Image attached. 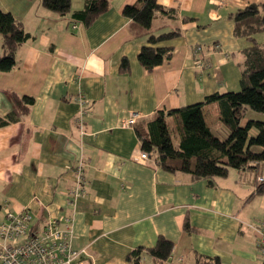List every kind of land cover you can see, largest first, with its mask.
Returning a JSON list of instances; mask_svg holds the SVG:
<instances>
[{"label": "crops", "instance_id": "obj_1", "mask_svg": "<svg viewBox=\"0 0 264 264\" xmlns=\"http://www.w3.org/2000/svg\"><path fill=\"white\" fill-rule=\"evenodd\" d=\"M87 1L70 0L71 10H82ZM137 1L108 0V10L85 26L69 13L45 9L41 0H0V9L30 35L18 47L13 69L0 72V120L7 122L0 125V223L24 209L35 226L68 218L72 247L88 254L83 264H131L128 255L138 248L141 264H152L146 251L159 238L173 243L162 264H195L198 256L264 264L251 227L264 221V193L256 191L264 166L228 169L208 182L169 172L150 155L134 160L142 151L135 128L157 112L239 91L249 42L234 35L233 15L263 0H158L175 10L169 28L180 35L161 43L173 54L152 71L137 59L146 38L136 36L122 15ZM254 38L264 43V31ZM122 59L126 72L119 69ZM14 95L33 98L25 113L15 112ZM202 113L223 140L229 131L218 106L207 104ZM130 114L137 116L133 125L126 124ZM248 119L262 116L248 110L242 125ZM81 163L85 194L71 199Z\"/></svg>", "mask_w": 264, "mask_h": 264}, {"label": "trees", "instance_id": "obj_2", "mask_svg": "<svg viewBox=\"0 0 264 264\" xmlns=\"http://www.w3.org/2000/svg\"><path fill=\"white\" fill-rule=\"evenodd\" d=\"M41 5L59 16L68 13L85 26L108 10V0H90L82 10L72 11L70 0H41ZM122 15L129 19L133 33L146 38L137 55L139 64L146 71L168 61L172 54L171 46H163L180 34L171 27L176 12L159 5L158 0H138L133 5H125ZM170 20V21H169ZM234 35L245 38L249 46L242 50L244 60L239 80V91L215 93L207 96L203 102L180 109L160 111L147 120L139 129L135 128L141 149L153 157V160L169 172L189 174L194 180H207L224 177L228 169H256L264 166V43L255 40L254 35L264 31V0L258 5H248L238 9L233 15ZM0 37L2 55L0 56V72H9L15 66V53L18 47L30 38L19 22L10 13L0 9ZM121 72L128 70V61L122 59ZM29 96L14 95L15 112L23 114L33 104ZM215 103L218 106L220 121L227 128L228 135L223 139L214 136L207 127L202 109L205 105ZM248 110L262 116L260 120L248 119L242 125ZM9 120L13 121L10 114ZM171 118L174 125V142L171 128L166 120ZM7 122L0 120V125ZM255 129L256 135L249 136ZM173 132V131H172ZM173 132V133H174ZM256 176V191L264 193V169ZM189 232L190 225L184 224ZM173 243L159 238L155 246L147 249L152 264H162L170 256ZM142 248L128 255L131 264H141ZM264 263V259L262 258ZM195 264H220L218 258H202L198 256Z\"/></svg>", "mask_w": 264, "mask_h": 264}, {"label": "built area", "instance_id": "obj_3", "mask_svg": "<svg viewBox=\"0 0 264 264\" xmlns=\"http://www.w3.org/2000/svg\"><path fill=\"white\" fill-rule=\"evenodd\" d=\"M201 65V64H198ZM83 104V99L79 98ZM136 114H130L126 122L133 125ZM150 156L141 151L138 160L147 161ZM76 188L69 192V198L74 199L85 194L83 185V164L75 169ZM264 174L258 177L261 181ZM257 233L256 247L264 259V221L257 226H251ZM88 256L85 249L75 250L72 247V231L68 218L59 222L49 219L35 226L32 214L24 209L18 213H8L4 222L0 223V264H83Z\"/></svg>", "mask_w": 264, "mask_h": 264}, {"label": "rangeland", "instance_id": "obj_4", "mask_svg": "<svg viewBox=\"0 0 264 264\" xmlns=\"http://www.w3.org/2000/svg\"><path fill=\"white\" fill-rule=\"evenodd\" d=\"M256 38H257V37H256ZM259 38L262 39L261 36H259ZM257 39H258V38H257ZM201 52H202V50L199 49V48L195 50L196 56H198V57H197V61H196L197 64H202V63H203V55H201ZM168 120H169V121H168ZM172 121H173V120H172L171 118H167L166 122H167V124H168L169 127L172 126V124H173ZM170 130H171V137H172L171 139H172L174 142H176L177 139L174 138V136H175L174 125H173V128L170 129ZM172 131H173L174 133H173Z\"/></svg>", "mask_w": 264, "mask_h": 264}]
</instances>
